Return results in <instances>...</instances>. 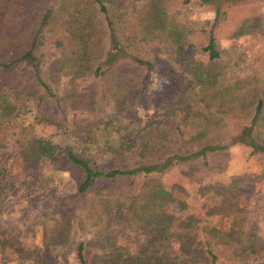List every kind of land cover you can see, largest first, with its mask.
I'll list each match as a JSON object with an SVG mask.
<instances>
[{"label":"trees","instance_id":"16d2710c","mask_svg":"<svg viewBox=\"0 0 264 264\" xmlns=\"http://www.w3.org/2000/svg\"><path fill=\"white\" fill-rule=\"evenodd\" d=\"M239 2L0 0V146L20 148L32 189L45 185L37 169L44 161L76 178L52 242L72 248L78 264H92L98 248L102 264H182L165 243L174 219L164 207L175 200L161 177L190 162L209 167V158L230 146L264 158V72L222 67L216 34ZM205 7L213 17L196 19ZM252 31L264 34V17L244 19L233 36ZM155 74L167 80L156 94L161 100L138 125L127 98L146 93ZM40 125L62 137L80 132L82 149L38 137ZM95 147L110 160H95ZM148 176H156L150 204L136 200L138 179ZM12 184L0 175V206L16 194ZM226 189L217 185L215 195ZM225 214L233 215L226 231L191 221L177 227L189 262L219 264L216 249L237 243L233 264H264V241L242 237V210L231 202ZM131 224L156 236L133 255L110 233ZM19 245L13 238L0 243L22 263Z\"/></svg>","mask_w":264,"mask_h":264},{"label":"rangeland","instance_id":"374dc122","mask_svg":"<svg viewBox=\"0 0 264 264\" xmlns=\"http://www.w3.org/2000/svg\"><path fill=\"white\" fill-rule=\"evenodd\" d=\"M213 15L212 8L205 7L199 9L194 17L207 20ZM253 15L264 17V0H241L228 11L227 20L216 33L226 61L222 67H226L228 71L231 69L248 74L262 68L261 71L264 72V34L252 31L233 36L235 28ZM166 81L161 76L152 75L146 93L134 91L129 94L127 101L138 117V125L146 122L147 115L156 113V106L161 100L156 94L163 89ZM36 135L54 139L76 152L82 149L83 136L80 132L62 137L56 135L53 126L40 125L36 127ZM110 157L105 149L94 148L93 158L100 164L108 162ZM209 165L204 167L203 162H190L175 167L161 177L164 187L172 192L175 200L164 207L174 219L172 229L165 234V243L171 254L178 257L182 264H191V253L181 248L175 238L177 227L191 221L194 225L204 224L226 231L233 221V215L225 214L231 202L242 210L245 217L242 236L244 241L254 237L264 241V158L252 155L248 147L237 145L209 158ZM37 169L46 178L45 185L32 189L28 181L33 177L25 167L20 148L0 146V175L4 180L12 182L9 187L16 191L15 195H9L0 206V243L6 238H13L23 245H19L20 248L26 249L20 263L13 250L4 252L0 247V264H43L42 261L46 264H78L72 248L65 250L63 246L52 242L56 224L66 217L64 200L76 193L77 180L69 172L54 167L49 161L41 162ZM155 179L156 176L138 179L136 200L151 203ZM217 185L227 189L224 193L221 191L215 195L214 189ZM224 195L227 196V203L222 202ZM221 208L225 213H219ZM110 233L118 237L123 249L130 248L129 255L136 254L145 241L156 240L150 229L140 231L133 224L117 229V233L110 230ZM89 235V232L85 233V236ZM238 247L237 243L218 247L216 254L219 264H233V255ZM93 257L92 264H102L99 248Z\"/></svg>","mask_w":264,"mask_h":264}]
</instances>
